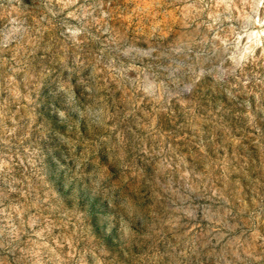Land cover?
<instances>
[{
  "label": "rangeland",
  "instance_id": "1",
  "mask_svg": "<svg viewBox=\"0 0 264 264\" xmlns=\"http://www.w3.org/2000/svg\"><path fill=\"white\" fill-rule=\"evenodd\" d=\"M0 264H264V0H0Z\"/></svg>",
  "mask_w": 264,
  "mask_h": 264
}]
</instances>
